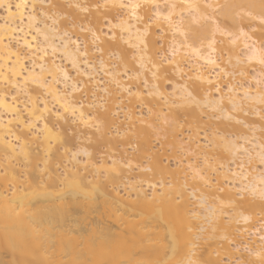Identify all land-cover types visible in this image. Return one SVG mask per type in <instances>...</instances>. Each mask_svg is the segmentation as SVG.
Wrapping results in <instances>:
<instances>
[{
  "label": "bare ground",
  "instance_id": "obj_1",
  "mask_svg": "<svg viewBox=\"0 0 264 264\" xmlns=\"http://www.w3.org/2000/svg\"><path fill=\"white\" fill-rule=\"evenodd\" d=\"M103 1V7L108 14L115 9L123 10L125 13L121 20L112 23L110 27L111 37L113 34L114 37L117 35H125V37L112 43L106 40L102 41L97 34H94L95 39L101 41L100 45L96 47L101 53L97 63L92 62L90 56L78 48L79 43L68 32L67 34L66 32H60L56 30L55 26L49 25L47 22L48 19L51 23L59 25V18L66 15L67 19L71 18L72 24L75 25L76 11H86L89 7L91 8L89 17L93 23L97 24L101 16L95 2L67 0L70 6V10L67 12L61 7H53L46 0H13L12 6L7 0L6 3L0 5V10H3V14H0V101H3L5 105L0 107V167L4 172L3 175H0V210H11L13 212L7 228V232L10 234L8 240L0 237V264H145L146 262L176 264L177 261H187L189 259L196 262V264H201V262L215 264L216 259L211 256L209 251L201 256V259L195 260L190 257L186 251L187 243L190 242L192 251L195 252L197 241H193L195 238H192L191 235L195 225L198 224L201 230H204L207 226L211 230V238L217 239V245L219 243L225 249L228 244L235 240H232L235 225L241 223L245 225L244 229L249 228L248 224L253 218L250 215L248 216L247 213L251 214L250 210H263L261 202L264 201V198H262L264 175L252 174L245 169L238 172L236 166L237 161L242 159V154L247 157H257L260 161L262 154H264V124L260 122V119L264 118L260 114V110L264 108V87L260 88L258 84H255L251 89L238 90L234 89L231 84L232 90L229 91L228 87L226 93L223 94L221 90L217 91V88L220 89L221 87L220 83H216L217 80L215 81L217 75L212 76L213 73L210 74L211 71L216 72L215 70L220 72L219 68H214L213 65L206 64L203 60L193 59L194 61L191 62V65L189 64L188 69L183 68L188 63L187 60H181L180 67L183 69L181 73H177L175 67L166 64L165 61L161 66L154 59L155 44L151 33L153 26L150 27L149 35L146 38L147 50H144L143 45H141L140 51L136 47L138 49L137 57L131 60L124 47L125 44L128 45L131 42L130 38L132 37H135L134 44L136 46L139 44L136 38L137 29L142 32L145 25L150 24L145 16L146 7H142L138 12V16L142 19H136L130 15L131 9L118 5L121 0ZM165 1L168 4L176 5L172 10L174 20L177 7L181 6L185 10L184 12L191 13V18L185 20L186 22H182L191 34L194 32V35H196L197 31L194 24L206 19L204 17H207L205 15L207 13H205L203 5L208 0ZM133 2H136V0H133ZM139 2H143V0H139ZM218 2L222 3L219 0ZM247 2L249 0H228L224 11L220 14L222 20H225L226 23H228L227 21L231 23L236 20L235 24L240 20H244L239 18L237 21L235 19L232 6ZM123 3L128 4L129 0H123ZM51 13L54 16L50 15ZM108 14L106 13V15ZM214 18L212 19L214 20ZM125 22L126 28L130 26L129 31H121L120 27H113V25H123ZM160 23L166 26L162 32L171 34L167 22L161 20ZM162 24L160 27H163ZM154 26L157 25L154 24ZM212 31L216 33L217 30ZM235 37H232L231 43L225 42L224 44L223 49L227 53V61L224 66L225 68L229 66L228 70L223 68V64L219 65L220 68L226 71H224V74L234 75L238 73L235 70H238L240 63H242L237 55L242 39L238 41V38ZM28 44H31V47ZM19 49L26 51L28 56H23ZM252 49L256 51L257 57L254 60H248V56L252 54L249 51L248 54L246 53L247 62H255L263 67L259 63L258 54L260 51L258 46ZM108 52L113 53L117 60V69L113 70L115 72L109 71L107 64L104 62V56ZM140 52L144 57V67H141ZM53 53L60 55L63 61L73 70L76 78H82L86 82L95 80L97 72H101L110 75V79L117 85L119 82L117 73L129 71L128 76L133 77L134 82L143 81L145 83L147 82L146 75L148 72L154 80L151 84L145 85L148 96L141 99L148 106L152 104L158 106V108L165 106L167 105L165 98L171 102L157 85L156 80L166 77L174 84V98L181 95L187 97V99L177 102L184 108L174 107L171 109L176 121L178 117L184 116L187 119L186 124L194 123L198 127L203 124L201 121L202 115L209 119L219 117L217 122L210 123L213 126L210 128L209 137L213 133L224 136L225 145L222 154L224 159L221 163L225 164L222 172L227 175V179H224L223 175L220 176L218 187L210 190L195 185L187 188L181 206L175 204L171 188L160 190L162 191L159 192L160 194L153 193L156 189L149 186L150 183L152 184L151 179L154 180L156 176L165 174L168 171L161 163V156H152L148 153L151 137H149V134L147 135V127L138 126L135 127L134 131L135 139H138H136L138 141V154L131 159V162L137 166H142L144 159L152 158L151 163L146 166L151 171L141 175V179L148 185L141 186L138 182L129 181L128 178L123 176L124 171L120 164L116 162H113L111 167L106 169L105 181H96L97 178L93 181L94 178L87 175V173L93 171L90 170L92 164L86 162L76 163L77 153L85 155L84 153L87 152L88 154L85 155L86 161H92L89 157V149L105 145L110 147L109 151H117V146L120 145L123 148L130 141L128 137L119 142L117 139V141L108 140L105 131L111 125L109 117L112 111L111 109L109 111L108 108L109 112L106 110L104 113L98 114V121L101 122V126L100 124L99 126L102 130L100 128L101 131L99 130L100 132L93 138V144L88 149L80 148L77 153H72L71 157L74 163L70 166V180L62 183L70 190L65 193L61 192L58 188L59 179L54 174L53 162L54 159L58 160V155H60L58 148L62 147L61 149H63L64 146H67V144H64L66 143L64 142L65 136L62 130L55 132L48 125L49 122L46 118L50 117L51 106L44 101L38 103L37 97L31 95L30 90L42 89L44 94L61 108L62 113L65 112L63 107L65 104L76 109L75 112L67 111V118L70 117L72 122L79 127L85 125L83 121L87 119V114L80 105L72 101L71 93L80 87L76 86L63 67L47 58V54ZM206 53L204 51L205 55H207ZM26 58L29 60L28 66H24ZM215 58L213 57V59ZM153 65L161 66L155 77L153 73L156 72V68ZM28 77L30 78L27 79ZM197 77H200V79L197 80ZM32 78H35L38 82L34 83ZM209 80L212 81L211 85L208 83ZM57 82H60L62 87L67 84V96L57 89ZM5 85L14 88L16 94L18 92L25 93L27 95L25 103L20 104L17 99L12 97L13 95L7 94L4 90ZM121 86L123 88L122 84ZM205 86L211 88L210 92L217 91V96L202 95L201 89ZM189 92H192V97H188ZM138 98L140 99L139 95L133 94L131 102L134 103ZM185 105H188V108ZM250 110L254 112L252 113ZM81 112L84 114L83 117H80ZM244 114H248V116H244ZM24 115L28 117L27 120L24 119ZM249 115H252L253 118H250ZM62 116L58 115L57 117L60 119ZM235 117L243 119V123L231 124L229 121ZM37 120L40 121L39 127L36 126ZM45 129L50 134V139L45 138ZM175 130L176 128L164 129V134H162L165 143L173 149L176 148V144L181 143L175 139ZM28 133L31 134L30 139L26 137ZM238 140L242 141L239 142ZM196 142L189 145L191 149L188 151L195 159L198 156L201 157L202 163L203 157L195 150ZM35 144L42 146L44 149L45 154L41 158L33 153L34 148H32V145ZM63 150L64 153L67 151L66 149ZM165 158L171 160L176 159V156L171 153L165 155ZM39 161L41 162V170H38ZM21 162H24V168H29V171H25L24 174H39L40 171H46L47 180L38 183L33 175L32 181L24 182L19 170ZM192 164L194 168L198 167L196 163ZM176 175L177 173L172 175L171 184L174 183ZM213 183L216 182L213 181ZM117 184H121L124 190L128 189V192H132L134 199L125 201L113 190L109 191L107 189L109 186ZM8 185L13 189L11 195L7 193ZM147 186L154 189L151 191L153 193L151 197L146 194L145 189H142ZM237 189L248 191L249 195H252L255 199V203L249 205L243 201L244 203L240 202L239 204V201L237 202L235 198ZM190 199L193 200L191 203H195L194 207H190L186 203ZM231 205L234 215L228 216L226 220H229V222L223 223L225 221L223 215H225L226 209H230ZM239 205L243 208L241 209ZM245 210L247 212L243 213L242 211L245 212ZM66 219L67 225H61L62 232L60 236H45L39 230L47 220L63 223ZM202 223L206 226H202ZM235 230L237 231V228ZM131 233L139 236L137 240L134 238V242L130 238ZM257 237L260 240V246L253 249L251 254L258 258L257 261L261 264L259 253L264 249V240L261 239V237H264V233L259 234ZM207 241L210 243L209 239ZM194 252L192 253L194 254ZM216 252L219 253L218 259L223 256L222 251ZM136 256L141 258L140 261L132 262L133 258L134 260L137 259ZM196 256L200 258V255Z\"/></svg>",
  "mask_w": 264,
  "mask_h": 264
},
{
  "label": "rangeland",
  "instance_id": "obj_2",
  "mask_svg": "<svg viewBox=\"0 0 264 264\" xmlns=\"http://www.w3.org/2000/svg\"><path fill=\"white\" fill-rule=\"evenodd\" d=\"M10 2V5H13V0H8ZM49 2V4H52L53 7H61L63 10L66 12L70 10V6L67 3V0H46ZM88 2H95L97 9L99 10L101 19L100 21L95 24L91 21V18L89 17V11L91 8L87 7L86 11H76L77 18H76V23L75 25L72 24L71 18H68L65 16L59 18V25L57 23H51L48 19L47 22L49 25L51 24L52 26L56 27V30H59L60 32H67L72 36L73 39H75L79 44L78 48L82 51H85L90 58L91 61L94 63H97V60L101 57V53L97 50V46L100 45L101 41L95 39V35L97 34L100 39L109 41V42H114L115 40H119L125 37V35H117L114 39L110 38L111 37V30L110 27L112 23H117L119 20H121L125 16V13L123 10L120 9H115L111 11L109 14L106 12V9L103 7V0H87ZM222 2L221 4L226 5L228 0H219ZM157 3L159 4V10L161 12H166L168 11V3L165 0H157ZM83 7H85L83 5ZM155 8H145V16L146 20L153 26L154 28L152 29V37L154 41V48L155 50L153 51L155 56L154 59L159 63L161 66L164 64V59L162 57L167 56V47H168V41L171 39V34L170 33H164L162 32L163 29L166 28V26L162 23H160V26L162 24L163 27H157L154 26L151 22L154 20V12ZM185 10L183 7H177L176 12H175V20L178 22L183 21L186 22L189 18H191V13H186L184 12ZM106 13L108 15H106ZM205 14L208 17V12L205 11ZM0 14H3V10H0ZM50 15H53L52 13ZM189 15V16H188ZM54 16V15H53ZM204 17L203 21H199V23H195L194 26L196 28V35H194V32L191 34V40L192 42L195 43L197 47L200 46V40H204V48L203 51L207 52L208 54V48H207V43L209 40L213 38V33L214 39H215V49L216 51L213 53V57L217 61V63L220 65L223 64L226 65L227 61V53L223 49L225 46V42L228 44L231 43L232 37H237L238 41L242 39L241 45L240 44V49L237 50V55L240 60H242L239 65L238 73L236 74H223L218 72V70L211 71L210 74L213 73L212 76H216V83L219 82L221 87L220 90L224 94L226 93V90L228 89L227 86H230L231 84L233 85L234 89H245V88H253L255 84H258L260 88L264 87V65L261 67L258 63H251L250 61L247 62V54L252 49L253 47L258 46L259 51L261 50L262 47H264V31H260L259 26L254 24L253 27H256V31L253 32L248 25L247 20H240L238 21L239 17L235 16V19H237L238 22L235 21L231 22L227 21L228 23L224 22L225 20H222L223 18L221 15L219 16H213V17ZM215 17V18H214ZM182 18V19H181ZM187 18V19H186ZM214 18V20L212 19ZM219 19V20H218ZM186 20V21H185ZM65 21V23H63ZM242 21V22H241ZM224 22V23H223ZM238 23V24H237ZM198 24V25H197ZM219 27V31L217 30L216 33L215 31L213 32L212 30H215L216 26ZM193 26V27H194ZM152 28V27H151ZM215 28V29H214ZM151 31V30H150ZM244 33L243 35L241 33ZM220 33V34H219ZM221 33H224L223 35ZM229 33L231 35H229ZM235 37V38H236ZM222 38V40H221ZM135 37L130 38V43L128 45L125 44V50L128 52V55L131 60H134L137 57V46L134 44ZM223 40H225L223 42ZM241 41V40H240ZM227 45V44H226ZM247 45L248 47H246ZM13 46V45H12ZM249 49V50H248ZM20 53L27 57L26 51L23 49H19ZM210 51V50H209ZM247 53V54H246ZM47 58H49L51 61H53L55 64H58L59 66L63 67V69L66 71V74L75 82L76 86H79L80 88L76 90L75 92L71 93L72 95V101L75 102L76 104L80 105L81 108L85 111L87 114V119L89 120L88 124H85L84 126H77L76 123L72 122L71 118H67V111L62 113L61 108L56 105L55 102H53L46 94H44V91L42 89H31L30 94L34 95L37 97L38 103L44 101L47 104L51 106V114L50 117L46 118V120L49 122L48 125L55 131H63L64 134V144H67V146H64L63 149H66L67 151L61 149L60 147L58 148V160L54 159V174L55 176L58 177V184H59V190L63 193L68 192L70 189L69 187H65L62 185L63 181H69L70 180V175L69 173L71 172V164L74 163V160L72 159L71 155L72 153H77V151L80 148H85L88 149L92 144H93V138L97 136V133L102 130L101 122L98 121V114L104 113L109 108L112 110L110 113V120H111V125L107 127V130L105 131V135L107 136L108 140L111 139V141L118 140L123 141L127 137L129 138V142L127 143L126 146L123 148L119 145L117 146L116 150L117 151H109V146L105 145H100L94 149H89V157L92 159V161H86L85 155L81 153H77L76 155V163H81V162H86L87 164L90 163L92 164V167L90 170H93L90 174L87 173V175L92 176L94 179L93 181L98 180H103L105 181L106 179V169L111 167L113 162L119 163L123 172V176L128 178L129 181L131 182H138L140 183L141 186H146L148 185L146 182H144L141 179V175L145 172L142 171L144 167H146L149 163H151L152 158L148 157L143 160L142 166H137L136 164H133L131 162V159L138 154L137 151V144H138V139H135L134 131L135 127L138 126H146L148 129V133L151 137V141L149 144V154L154 156H161V163L164 167H166L168 172H165V174L158 175L156 178L153 180L151 179L152 185H155L153 188L156 190H153L155 192L153 193H158L160 194L162 191L160 190H165L169 189V184H171V177L173 174L177 173V166L178 163L180 162L179 157L176 155V148H172L171 146H168L165 143V139L162 136L164 134V129L161 128L159 120L150 115V109L153 113H159L162 111H168V106H162L158 108L156 105L152 104L151 106H148L147 104H144V101L141 100L142 98H146L148 96L147 94V88L145 87L146 84H151L153 82V77L147 72L146 75V81L143 82L140 81L139 83L134 82L133 77H129L128 75L130 74L129 71H123V72H118L117 76L119 77V82L117 85L114 84V82L110 79V75L104 74L101 72H97L95 75V80H90V81H84L82 78H76L73 70L67 65L66 62L63 61V59L58 55V53H53V54H47ZM187 64L183 66V68H189V64L191 65L194 60L192 59H186ZM29 60L26 58V62L24 66H28ZM104 62L107 64V69L109 71L115 72L113 70L117 69V60L113 53L108 52L107 55L104 56ZM186 66V67H185ZM229 67V66H228ZM226 66L223 67L225 69H228ZM237 68V67H236ZM241 68V69H240ZM186 69V70H187ZM185 70V69H184ZM206 70V69H205ZM240 70V71H239ZM98 71V69H97ZM108 71V72H109ZM225 71V70H224ZM226 72V71H225ZM222 75V76H221ZM157 80V85L161 88V90L167 95V97L171 100L172 104H175L176 107H182L180 104H177V102L187 99V97L177 96V98H174L173 94L175 91L173 90V83L169 80H167L166 77L156 79ZM214 82V84H216ZM84 84L83 86H81ZM123 85V88L121 86ZM70 86V85H68ZM56 87L63 95L67 96V84L62 87L60 82L56 83ZM227 88V89H226ZM210 87H203L201 89L202 95L207 94L211 95L212 97L217 96V91H212L210 92ZM4 90L7 94L13 95L15 99L20 104H24L25 100H27V95L25 93L18 92L16 94V91L12 87H7L6 85L4 86ZM136 94L140 96V99H136L134 103L131 102L132 100V95ZM189 104V103H186ZM111 106V107H110ZM186 108H188V105H185ZM158 108V110H157ZM160 109V110H159ZM108 111V110H107ZM108 111V112H109ZM252 113L254 112L253 110H250ZM99 114V115H100ZM236 115L235 113H233ZM260 114L264 116V108L260 110ZM58 115H63L62 118H58ZM244 116H248V114H244ZM250 118H253L252 115H249ZM257 117V116H256ZM91 118V119H89ZM24 119L27 120L28 117L24 115ZM201 121L203 124L200 126L196 127L194 123L186 124L187 119L184 116L178 117L177 123L178 125H183V127H178L175 130V139L178 140L180 143L188 142V145H191L195 143L196 141L200 143L201 145L207 143L206 139V134L208 138H210V128H212L213 125H211L214 122H217V119L213 118H207L205 115H202ZM233 125H237L239 123H243V119L235 117L234 119L229 121ZM260 122L264 124V118L260 119ZM211 123V124H210ZM100 124V126H99ZM150 125V126H149ZM36 126H40V121L37 120ZM149 126V127H148ZM101 128V130H100ZM100 130V131H99ZM198 133V137H197ZM96 135V136H95ZM68 136V137H67ZM27 139L31 138V134H27ZM79 137V138H75ZM130 137H132L130 139ZM134 138V139H133ZM68 139V140H67ZM66 140V141H65ZM70 140V141H69ZM116 140V141H117ZM69 141V142H68ZM239 142L242 140H238ZM196 142V143H197ZM69 143V144H68ZM69 149H67V148ZM33 153L38 155L39 158H41L45 152L42 146L38 145H32ZM60 149V150H59ZM67 153V154H66ZM70 153V154H69ZM171 153H174L176 156V159H171V160H166L165 155H170ZM62 155V156H61ZM244 154L241 155L242 159H239L237 161V171L240 172L241 169L249 170L252 174H262L264 175V163H260V160L257 157H247L243 156ZM61 156V158H60ZM60 159V160H59ZM68 159V161H67ZM184 164L187 163H196L198 166L201 164V157H197L196 159L191 156L190 160H184ZM19 170L21 171V178L24 180V182L32 181V176L34 175L35 178L37 179L38 183L43 182L47 180L48 176L46 174V171H40L39 174H24L25 171H29V168H24V162L20 163ZM94 168V169H93ZM38 170H41V162H38ZM165 170V171H166ZM3 170L2 167H0V175H3ZM167 173V174H166ZM91 177V179H92ZM90 179V180H91ZM261 181L263 179H260ZM61 181V182H60ZM102 181V182H103ZM124 182V180H122ZM126 181V180H125ZM61 183V184H60ZM151 184V183H150ZM164 188V189H163ZM7 193L8 195H11L13 193V189L10 185L7 186ZM109 191L113 190L114 193H116L121 199L125 201H131L134 199L133 193L128 192V189H123L121 184L109 186L107 188ZM142 189H145L144 191L146 194L151 197V194H153L151 191L152 189L147 186L143 187ZM63 190V191H62ZM205 190H209L206 189ZM160 192V193H159ZM235 198L237 202H246L249 205H253L255 202V199L253 198L252 195H249L248 191H241L238 190L236 191ZM215 200V198H213ZM188 201V200H187ZM190 207H194L193 205L195 204L194 202L191 203L193 200L190 199L188 202ZM190 202V203H189ZM243 202V203H244ZM241 203V204H243ZM263 204V210H248L251 212V214L247 213V215L250 217L252 216V223L248 224L249 228H245V225L239 223L236 226L237 231L234 229L232 232V237L231 239L234 240L233 244H228L225 249L223 248V245L220 246L218 243L217 245V239L211 238V230L207 228V226L202 223V226H206L204 230H201V227L199 229V225H195V229L191 235L193 241H197L195 247L196 251L194 254L190 255V257H193L195 260L196 259H201V256H203L205 253L208 251L210 252L211 256L216 259L215 264H260L254 255L251 254V251L255 249L257 246L259 247V238L257 237L259 234L264 233V201L261 202ZM244 206V205H242ZM241 208V206L239 205ZM243 208V207H242ZM241 208V209H242ZM240 209V210H241ZM248 209V208H247ZM255 211V212H254ZM225 212V211H224ZM241 212V211H239ZM243 213H246L247 211L245 210L242 211ZM224 214V213H223ZM222 215V214H221ZM234 212L232 211V205L230 209H226L225 215L221 216L223 217L222 222H229L226 219H228V216H233ZM227 217V218H226ZM67 225V219L63 221V223H60L58 221H45L42 224V227L39 228V230L42 232L43 235L45 236H60L61 235V225ZM242 225V226H241ZM240 226V227H238ZM131 239L132 241L135 239L137 240L139 238L138 235L135 233H131ZM133 235V236H132ZM129 237V235H128ZM127 237V238H128ZM197 237V238H196ZM200 237V238H199ZM205 237H209V241L211 239L214 240V242L210 241V243L204 239ZM135 238V239H134ZM203 238V239H202ZM129 240V239H128ZM127 240V241H128ZM130 241V240H129ZM133 241V242H134ZM216 242V243H215ZM220 242V241H219ZM195 243V242H194ZM198 243V244H197ZM201 243V244H200ZM207 243V244H206ZM213 243V244H212ZM221 243V242H220ZM210 244V246H209ZM215 244V245H214ZM222 244V243H221ZM217 245V246H216ZM199 247V248H198ZM215 247V248H214ZM248 247V248H247ZM250 247V248H249ZM194 248V247H193ZM223 248V249H222ZM219 249V250H218ZM194 250V249H193ZM199 250V251H198ZM212 250V251H211ZM216 251H222V257L218 259V254ZM195 253H198L196 255H200V258H198ZM224 253V254H223ZM213 254V255H212ZM196 256V257H194ZM136 260L133 261H140V257L136 256ZM8 259V258H7ZM171 259V258H170ZM147 264H153V262L149 263L146 262ZM145 263V264H146ZM198 263V262H197ZM201 264H208L206 262Z\"/></svg>",
  "mask_w": 264,
  "mask_h": 264
},
{
  "label": "clouds",
  "instance_id": "obj_3",
  "mask_svg": "<svg viewBox=\"0 0 264 264\" xmlns=\"http://www.w3.org/2000/svg\"><path fill=\"white\" fill-rule=\"evenodd\" d=\"M7 0H0V5L6 3ZM108 2V0H106ZM130 2V0H129ZM211 5V7H209ZM204 11L208 12V17L219 16L225 9L226 5L218 2V0H208L207 3L203 5ZM233 15L239 17L240 19H246L248 21L249 28L255 32L256 27L254 24L259 26L260 31H264V0H249V2L239 5H234ZM183 72V69H182ZM191 79V77H189ZM154 96V95H153ZM159 99V98H157ZM165 103L168 106V111H162L159 113H153L150 111V115L156 117L161 125L162 129L178 128L183 127V125H178L174 116L172 115L171 109L176 107L167 98H165ZM218 120L219 117H216ZM45 138L50 139V134L45 129ZM198 137V133H197ZM207 143L201 145L196 143V151L200 156L203 157L202 163L194 168L192 163L184 164V160L191 159V152L188 150V142L176 144V155L181 158L177 166V175L175 176L174 183L169 184L172 190V198L175 200L177 206L182 205L184 200V193L187 188L195 186H202L206 189H212L218 187L219 177L223 175L224 179H227V175H224L222 170L225 168V164L221 163L223 158V149L225 145L224 136L221 134L213 133L210 138L206 134ZM264 156V154H262ZM260 163H264V159H261ZM234 176L236 174H233ZM213 181L216 183L214 184ZM13 216L11 210H0V237L8 240L10 234L7 232L9 226V221ZM187 253L192 254V246L187 243ZM261 256V264H264V249L259 253ZM176 264H196V262L191 259L185 261H177Z\"/></svg>",
  "mask_w": 264,
  "mask_h": 264
},
{
  "label": "snow or ice",
  "instance_id": "obj_4",
  "mask_svg": "<svg viewBox=\"0 0 264 264\" xmlns=\"http://www.w3.org/2000/svg\"><path fill=\"white\" fill-rule=\"evenodd\" d=\"M120 7H127L129 9H131L130 11V15L133 18L136 19H142V17L138 16V12L142 7H147V8H155V12H154V17L155 19L151 22L152 24H156L157 27H159V23L161 20H163L164 22H167V26L171 32V39L168 41V47H167V56L162 57V59H164L165 63L168 65H172L175 67L176 72L177 73H181L182 72V68L180 67V63L181 60L183 59H196V60H203L206 64L209 65H213L214 68H219L220 72L223 73L224 69L220 68L219 64H217V61L215 59H213V53L216 51L214 45H215V39H214V33H213V39L209 40V42L207 43V48L210 50L208 52L207 55L204 54L203 48H204V40L201 39L200 40V46L197 47L195 45L194 42H192L191 40V36H190V32L189 30L185 27L184 23L182 21L177 22L176 20H174L173 18V9L176 7V5L174 4H168V11L166 12V14L164 12H161L159 10V4L157 3V0H143V2H139V0H136V2H133V0H130V2L128 4H124L123 0H121V2L118 4ZM209 7H211V5H209ZM126 22L123 25H113V27H120L121 31H129L130 30V26H128L127 28L125 27ZM151 27V24L145 25L144 30L141 32L139 29H137L136 32V38L139 41V44L137 45L139 51L141 48V45H143L144 50H147V41L146 38L149 35V29ZM216 30H219V26H216ZM222 35L224 33H221ZM242 35L244 34L243 32L241 33ZM229 35H231L229 33ZM110 38H115L114 34L112 37ZM45 39H47V37H45ZM97 39H99L97 37ZM26 43H28L26 41ZM233 43H235V41H233ZM29 47H31V44H28ZM246 47H248L247 45H245ZM250 51L252 52L251 55L248 56V60H254L257 57V53L254 49H250ZM141 53V52H140ZM46 55V53H45ZM259 63L261 65H264V47L261 48L260 52H259ZM179 58V59H178ZM140 63H141V67H144V57L143 54L141 53L140 57ZM153 67L156 68V72L153 73V76L155 77L157 75V72L160 71V65H153ZM30 77H28L27 79H29ZM197 80L200 79V77L196 78ZM33 82H38L35 78H32ZM209 85L212 84V81H208ZM229 87V91H231V87ZM220 89L217 88V91H219ZM188 97H192V92H189ZM5 105L3 104V101H0V107H4ZM65 111H73L75 112L76 109L71 108V106L65 104L63 105ZM84 114L81 112L80 113V117H83ZM91 119V118H89ZM85 124L89 123V120H84L83 121ZM227 150V149H226ZM85 155H87L88 153L85 152ZM262 159H264V156H262ZM143 172H149L151 171L150 168L148 167H144L142 169ZM150 187H154V185L149 184ZM262 198H264V193H262ZM262 240H264V237H261Z\"/></svg>",
  "mask_w": 264,
  "mask_h": 264
}]
</instances>
